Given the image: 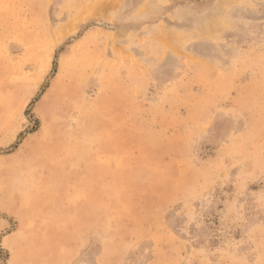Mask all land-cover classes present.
<instances>
[{"label": "rangeland", "instance_id": "1", "mask_svg": "<svg viewBox=\"0 0 264 264\" xmlns=\"http://www.w3.org/2000/svg\"><path fill=\"white\" fill-rule=\"evenodd\" d=\"M53 82L62 107L135 109L124 226L79 262L264 264V0H0V123L31 92L35 128Z\"/></svg>", "mask_w": 264, "mask_h": 264}, {"label": "crops", "instance_id": "2", "mask_svg": "<svg viewBox=\"0 0 264 264\" xmlns=\"http://www.w3.org/2000/svg\"><path fill=\"white\" fill-rule=\"evenodd\" d=\"M56 87L29 106L35 128L25 131L31 92L17 109L11 98L0 123V251L31 264H84L93 239L124 226L109 218L124 205V139L135 109L118 91L96 94L93 108L62 107Z\"/></svg>", "mask_w": 264, "mask_h": 264}]
</instances>
